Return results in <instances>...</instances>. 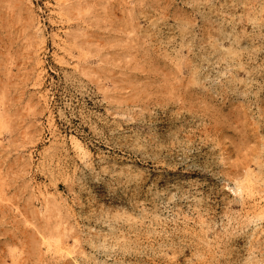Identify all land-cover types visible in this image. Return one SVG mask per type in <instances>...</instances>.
<instances>
[{
	"label": "rangeland",
	"instance_id": "obj_1",
	"mask_svg": "<svg viewBox=\"0 0 264 264\" xmlns=\"http://www.w3.org/2000/svg\"><path fill=\"white\" fill-rule=\"evenodd\" d=\"M0 264H264V0H0Z\"/></svg>",
	"mask_w": 264,
	"mask_h": 264
},
{
	"label": "bare ground",
	"instance_id": "obj_2",
	"mask_svg": "<svg viewBox=\"0 0 264 264\" xmlns=\"http://www.w3.org/2000/svg\"><path fill=\"white\" fill-rule=\"evenodd\" d=\"M261 10H262V9H261ZM255 16H256V15H255ZM255 19H256V18H255ZM232 23H233V22H232ZM230 24H231V23H230ZM254 24H255V23H254ZM231 26H232V24H231ZM231 28H232V27H231ZM247 173H248V171H247ZM136 186H137V185H136ZM240 190H241L240 186H236V189L233 190V192H234V193H236V192L238 193V192H240ZM154 216H155V217H154ZM153 217H154V219H155L157 216H156V215H152V218H153ZM110 227L112 228V226H109V228H110ZM111 230H112V229H111ZM96 233H99V232H96ZM96 233H95V234H96ZM110 235H111V234H109L108 239L110 238ZM95 236L98 237L97 235H95ZM100 236H101V235H100ZM100 236H99V237H100ZM104 236H105V235H104ZM104 236H102V237L105 238L106 241H107V237H104ZM111 237H112V236H111ZM115 238H116V237H115ZM112 239H113V238H112ZM112 239H111V240H112ZM109 241H110V240H109ZM58 243H59V242H58Z\"/></svg>",
	"mask_w": 264,
	"mask_h": 264
}]
</instances>
